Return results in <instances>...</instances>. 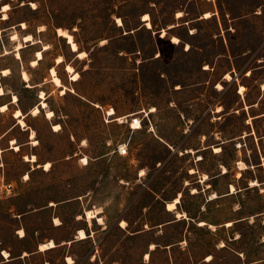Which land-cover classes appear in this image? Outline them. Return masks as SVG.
Here are the masks:
<instances>
[{"label":"rangeland","instance_id":"rangeland-1","mask_svg":"<svg viewBox=\"0 0 264 264\" xmlns=\"http://www.w3.org/2000/svg\"><path fill=\"white\" fill-rule=\"evenodd\" d=\"M210 1H0V9L11 6L8 21L0 13V70L10 69L8 76L0 74L6 92L0 96V264H43L46 257L50 264H65L66 256L76 264H145L151 244L159 246L152 251L154 264H165L164 247L186 236L195 260L213 255V264H264V121L249 125V114L236 105L237 86L221 82L232 65L224 55L236 58L240 73L253 58H264V0ZM214 4L218 16L206 12L212 16L205 18ZM180 12L181 26L161 37L158 31L175 27ZM145 14L150 29L142 21ZM58 28L74 35L85 59L58 36ZM15 33L19 41L12 40ZM28 35L35 44L24 42ZM173 35L183 43L174 44ZM44 46L49 49L33 67ZM250 50L254 53L246 55ZM59 56L65 60L61 65ZM67 64L79 81L71 80ZM53 67L66 94L51 82ZM258 81H264V68L240 83L252 84L255 97ZM42 92L47 110L55 112L51 120L46 109L31 114ZM220 105L218 119L212 110ZM18 108L26 115V129L14 118ZM111 108L116 114H109ZM133 119L140 129L131 127ZM253 125L257 135L244 137ZM12 140L21 151L12 149ZM123 148L126 155L120 154ZM32 155L36 163L26 160ZM5 184L14 185L11 195ZM177 197L176 209L169 210ZM88 210L99 212L103 222L95 218L89 225ZM81 228L92 238L71 242ZM49 241L56 247L71 243L37 253ZM187 256L176 250L178 264Z\"/></svg>","mask_w":264,"mask_h":264},{"label":"bare ground","instance_id":"bare-ground-1","mask_svg":"<svg viewBox=\"0 0 264 264\" xmlns=\"http://www.w3.org/2000/svg\"><path fill=\"white\" fill-rule=\"evenodd\" d=\"M32 6L34 7L35 6V3H32ZM10 10H11V6L9 4H4L1 7V12H3V19L4 20H7L9 18L8 17V12ZM179 14L180 15H177V17L181 18L183 16V14L181 12ZM211 16H212L211 13H206L205 18H210ZM145 17H147V19H144ZM143 21L145 22L146 26L149 29L152 28L151 17H150L149 14H145L143 16ZM117 23H118V26H120V27L123 26V21L120 18L117 19ZM22 26H23L24 29L27 28L26 23H23ZM57 33H58V36L59 37H63V38H65L68 41V44L70 45L72 51L75 52V53H77V57L79 59H85L87 57V52L80 51L79 50V46H78V43L76 42V40L74 38V35L71 34L68 30L63 29V28H58L57 29ZM160 34H161V37H165L167 35V33H166L165 30H162L160 32ZM12 40L13 41H19V35L17 33L13 34ZM23 40L26 43L27 42L28 43H32V44H35L36 43L35 40L33 39V37L31 35H28V36L24 37ZM172 42L175 43V44H179L180 43V39L178 37L174 36L172 38ZM21 48H22V45L20 43L16 47V52H17L16 55H17V58H19V59H21V53H20ZM48 49H49L48 46H44V48L42 50H39V51L36 52V59L31 62V65L33 67L39 65L40 61L43 60V58H44V52L47 51ZM6 54H8V52H6ZM64 61L65 60H64V57L63 56H59L56 59L57 65L63 64ZM66 71L70 74L72 81H76V82L79 81L80 74L77 71H75L74 67L71 64H67L66 65ZM0 73H1L2 76H5L6 77V76H8L10 74V69H8V68L3 69V71H1ZM22 75H23V80L25 82H28L30 80V76H29V74L26 71H23ZM50 76H51V82L54 84V86L61 89V94H66L68 88L63 84V81L59 77V75H58L57 70H56L55 67H53V68L50 69ZM226 79H231V75L230 74H227L226 75ZM217 88L222 89V85L219 84ZM263 88H264V85H263ZM245 90H246L245 87L242 86L241 89H240V93H243ZM71 91H73V90H71ZM5 95H6V92H5L4 88L1 85V78H0V96H5ZM41 99L43 101H41L40 105L35 106L32 109L31 114L33 116H38L41 113V110L42 109H46V117L48 119H50V120L53 119L55 117V112L52 111V110H47V106L48 105H47L46 100H45L46 98H45V93L44 92L41 93ZM17 100H18V98L16 96H14V102H12V104H15L17 102ZM8 110H9V105L8 104L2 105L1 112L5 113ZM153 110H155V109H153ZM108 112H109L110 115L116 114V112H115V110L113 108H111ZM25 117H26V115L23 113V111L20 108H18L17 110H15V112H14V118H16L17 124L20 125V126H22L24 129H26V127H27L26 126ZM132 127L134 129H140L142 127V125H141V123L138 120H136L135 122H133ZM60 129H61V126L60 125H54V130L55 131L58 132ZM34 137H35V131L32 130L31 131V138L33 139ZM32 144H34L36 146L38 144L37 140L33 141ZM12 149L15 150V151H17V152L21 150V147L16 143L15 140H12ZM215 150H216V152H219L221 150V148L216 147ZM26 160H28L31 163H36L37 162V156L32 155L31 157L26 158ZM87 163H88V160L85 159L84 162H83V164H87ZM51 166H52L51 163L48 162V163H46V165H44V168H45L46 171H49L50 168H51ZM191 173H194V170L191 171ZM26 178H29V175H27ZM206 178H207V176H205V179ZM233 190H234V188H232V191ZM215 197H216V195H215ZM179 202H180V198L177 197L174 200V202L168 204V209L169 210L176 209V207H177V205H178ZM98 213L99 212L94 211V210H88L86 212L87 221H88L89 225H92L93 220L95 218H97L100 223L103 222L102 218L97 217V214ZM179 216H181L180 213L178 214V217ZM55 222H56V225H60V221L58 219H56ZM206 224H207V222H205V221H202L200 223V225H202V226H204ZM121 226L123 228H125L126 227V222L125 221H122ZM22 236H24V233L22 234ZM87 238H88V234L86 233V231L84 229H81L79 231L78 239L79 240H86ZM39 247H40V250L41 251H46V250L55 248L56 247V244H55L54 241H49L47 243L41 244V246H39ZM153 248H155V245L154 244L151 245V249H153ZM24 255H27V253H25ZM3 256L7 260H9L11 258L10 253L8 251H6V250L3 251ZM145 257H146V259H148L149 258V254L147 253ZM67 262L69 264H74V259L71 258V257H68Z\"/></svg>","mask_w":264,"mask_h":264},{"label":"crops","instance_id":"crops-1","mask_svg":"<svg viewBox=\"0 0 264 264\" xmlns=\"http://www.w3.org/2000/svg\"><path fill=\"white\" fill-rule=\"evenodd\" d=\"M207 1H210V0H207ZM213 1V0H212ZM211 2V1H210ZM3 6V5H2ZM218 7L214 4V6H211V7H209L205 12H204V14L206 13V12H211V13H213L214 14V16L213 17H215V16H218ZM0 13H2V16H3V12H1V9H0ZM184 17H185V14H184ZM184 17H182V18H184ZM203 17V16H202ZM212 17V18H213ZM182 18H180V19H178V18H176V20H178L179 22L178 23H175V24H172V25H176L175 27H173V28H166L167 29V33L169 34V32L168 31H170V30H176V29H178V27H180L181 26V24H180V20L182 19ZM201 19H204V18H201ZM211 19V18H210ZM9 20V19H8ZM8 20H3L2 19V21H4V22H6V21H8ZM204 20H208V19H204ZM142 21H143V18H142ZM152 21V20H151ZM219 21H220V19H219ZM144 22V21H143ZM192 23V21H189V22H185V24L186 25H190ZM184 24V23H183ZM21 25V24H20ZM144 25H145V22H144ZM17 27H20V26H17ZM21 31H24V29L22 28V26H21ZM151 30H153V29H151ZM163 29H161V30H159L158 31V33L160 34V32L162 31ZM38 32H39V30H38ZM189 32H190V35L191 36H193V35H195L194 34V31H193V29L191 28V29H189ZM221 32H222V34H221V36H224V29H221ZM167 34V35H168ZM161 36V35H160ZM175 35H173V37H174ZM172 37V38H173ZM176 37H178V36H176ZM179 38V37H178ZM180 39V38H179ZM180 43L179 44H181V43H183V40H181L180 39ZM175 44V43H174ZM179 44H176V45H179ZM185 47H186V50H189V43H185ZM249 53H251V54H253L254 53V51L253 50H250V51H247L245 54L246 55H249ZM229 56V57H228ZM230 56H232V55H224V57H226V58H228V59H231V67H230V69H229V72H227V73H229L230 75H231V77H232V79L231 80H227V79H225V75L227 74V73H225L222 77H221V82H223V81H227V82H233L236 86H237V90H236V93H237V95H238V101L236 102V105H238L239 106V112L241 113V112H243V113H245V114H249V116H250V119H248L247 120V123L250 125L252 122H253V124L255 125V124H257V122L258 121H264V111H260L259 112V110H261L263 107H264V88H263V84H264V81H261V82H259L258 81V85L257 86H255V90H256V94H255V97H254V91H253V86H252V84H249V83H246V85H242L241 83H240V81L241 80H243V79H248L249 77H251L253 74H254V72L256 71V70H258V69H262V68H264V65H262V64H264V58L262 57V58H257V59H255V58H253V60H251L250 62H248L247 63V65H246V67H245V69H244V71H245V73H240V70H239V68H238V66L236 65L237 63H236V58L235 57H230ZM257 62V63H259L261 66H259V67H255V68H253L252 67V63L253 62ZM211 68V67H210ZM1 71V70H0ZM243 71V72H244ZM1 74V73H0ZM0 77H1V75H0ZM1 79H2V77H1ZM238 83V84H237ZM217 84L218 83H216V89H217ZM241 86H244L245 88H246V91H245V93L244 94H241L240 92H239V90H240V87ZM219 107H221V111H218V108ZM217 109L215 108V109H213L212 110V113H213V115L216 117V118H218L219 119V117H221V113L223 112V110H224V106H222V105H220ZM253 115V116H252ZM48 119V118H47ZM217 119V120H218ZM252 121V122H251ZM189 123H192V121H188V126H189ZM253 125V126H254ZM24 131H28V130H24ZM30 134V133H29ZM244 135H246V136H244V137H253L254 135H257V130H256V127L254 126V127H252V129H251V127H249V132H246ZM3 137V136H2ZM2 137H0V140H1V138ZM261 139V138H260ZM21 146V148L23 147L22 145H20ZM203 149H206V148H203ZM21 151V150H20ZM189 153V152H188ZM33 165V164H32ZM168 204V203H167ZM166 209H167V206H166ZM177 211H178V209H177ZM170 212V211H169ZM183 219V218H182ZM185 219H188V218H185ZM180 220V219H179ZM232 223H229V225H231ZM213 225H211V227H212ZM201 227H203V226H201ZM81 229H84V228H81ZM79 230L80 229H78L77 230V233L75 234V236H74V238H75V240H73V241H71V242H76V241H78L79 239H78V232H79ZM86 232H88L86 229H84ZM20 232V231H19ZM19 236L21 237V238H23V236L21 235V234H19ZM89 238H92V236H89L87 239H89ZM86 239V240H87ZM51 240H53V239H51ZM55 241V240H54ZM56 242V241H55ZM70 241H64V242H61V243H59V244H57V247H55V248H53V249H56V250H60V248H62V247H64V246H66V245H68L69 243H71ZM188 238H187V236H186V238L184 237V240H182L181 242H179L178 244L176 243V244H171V245H166L165 247H164V249H163V251H164V253H165V264H178L177 263V259H176V250L177 249H180L182 252H184L186 255H188L187 256V260H186V262H184L185 264H213L214 263V256L213 255H208L206 258H203L202 260H195V258H194V256L192 255V253H191V251H189V250H187V246L189 245L188 243ZM40 245V244H39ZM39 245H38V247H37V253H41V252H46V251H51V250H53V249H49V250H46V251H41L40 250V247H39ZM152 245V244H151ZM155 245V244H154ZM41 246V245H40ZM157 247H159V246H157L156 245V248H153V249H151V246H150V253H149V255H150V258H148L147 260L145 259V264H154V262H153V256H152V251H155V250H157ZM219 247H221L222 249L223 248H225V247H227V245L226 244H224V246H221V244H220V246ZM49 254V253H48ZM47 256V255H46ZM211 257L212 256V259L211 260H208V257ZM68 257L69 256H66V257H64V261H65V264H69L68 262H67V259H68ZM92 261V260H91ZM49 262H52V261H49V259H47V257H46V259L44 260V262H43V264H47V263H49ZM50 264V263H49ZM74 264H76V262H74ZM241 264H250V263H246V262H242Z\"/></svg>","mask_w":264,"mask_h":264},{"label":"built area","instance_id":"built-area-1","mask_svg":"<svg viewBox=\"0 0 264 264\" xmlns=\"http://www.w3.org/2000/svg\"><path fill=\"white\" fill-rule=\"evenodd\" d=\"M107 115H108V117H110L109 116V114H108V112H107ZM137 119H133V121H136ZM132 125V124H131ZM132 127V126H131ZM127 152H128V150L126 149V148H123V149H121L120 150V154L121 155H126L127 154ZM15 188H14V185L13 184H5V185H3V190H4V192L7 194V195H11L12 194V191L14 190Z\"/></svg>","mask_w":264,"mask_h":264},{"label":"snow or ice","instance_id":"snow-or-ice-1","mask_svg":"<svg viewBox=\"0 0 264 264\" xmlns=\"http://www.w3.org/2000/svg\"><path fill=\"white\" fill-rule=\"evenodd\" d=\"M178 15H180V14H178ZM144 19H147V17H145Z\"/></svg>","mask_w":264,"mask_h":264},{"label":"trees","instance_id":"trees-1","mask_svg":"<svg viewBox=\"0 0 264 264\" xmlns=\"http://www.w3.org/2000/svg\"><path fill=\"white\" fill-rule=\"evenodd\" d=\"M168 34V33H167Z\"/></svg>","mask_w":264,"mask_h":264}]
</instances>
